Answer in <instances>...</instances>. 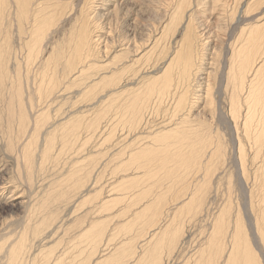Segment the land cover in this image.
<instances>
[{"label":"bare ground","instance_id":"obj_1","mask_svg":"<svg viewBox=\"0 0 264 264\" xmlns=\"http://www.w3.org/2000/svg\"><path fill=\"white\" fill-rule=\"evenodd\" d=\"M81 1H83V3H81ZM86 1L87 0H70L72 4L70 8L71 10L74 9V6L75 8L76 6L79 7V13L77 14L78 18L74 20L75 22L73 21L74 23L71 22V26L67 31L68 35L66 39L62 40L61 43H59V41L57 43V22L63 16L64 8L70 5L68 4V0H49L47 2H42V0H0V130H2V138L0 140V159L2 160L0 162H2V165L0 166V174L2 173V175L6 174V176H8V166H11L9 172L10 174L13 173L10 176L11 181L20 175L26 180V185L21 181L19 183L26 187V191L29 193L28 197L25 198V195L23 196V194L18 191L14 193V195L17 194V196L12 197L13 199L18 200L17 204L23 208H25L27 204L32 203L33 209L28 211L34 210L32 211V217L29 214L30 218H28L24 224L20 225L21 227L17 226L20 228L23 227V231L20 230L22 231L21 234L17 233L20 236L14 240H10L13 239L14 235L8 234L9 236L6 237L7 233H4L6 235L5 238L7 240L9 239V241H4L3 239L5 238H1L4 242L0 241V264H23L25 259L29 262L30 257H32L33 264L38 260L39 261L35 264H76L73 263V259H76L75 257H78L80 254L82 255L83 253L80 252V250L83 248L82 250L84 252V248L87 247L85 245L78 247L79 244H82V242L90 244V242L93 243L96 239L99 242L104 238H102L101 232L103 230L101 229V232L99 230V233L96 228L97 233L95 235L96 231H94V222V225L89 223L84 225L85 223H81L84 222L86 217H89L90 211H98L100 209L101 211L99 210V212L101 213L103 210H110V206L115 203L122 204L121 201L118 200L120 198L121 200H127L128 207L132 208L134 204L133 202H135L136 205V202H139L136 200L144 197V195H142V197H137L136 195L134 198H132L133 195L127 196V191L130 189H132V191L133 189H137L136 191L138 195L140 194L139 192L143 193L146 191L148 197L151 198L148 201L146 200V205L144 204L146 207H142V204L145 202H141L142 209L145 208L143 212L147 211L152 214L158 212V215L165 212L163 219L161 218L163 221L166 219L165 222H167L169 219H172L170 223H174L173 225L177 228L183 229L184 227H189V231L192 220H200L203 223L202 218L205 217L203 210L208 207L203 208L202 204L206 202L205 198H208L211 195V185L215 182L212 179L214 175H217L213 169V159H217L220 155L222 160L223 156L225 157L227 155L226 153L228 150L229 154L227 159H230V164L234 169L235 182L241 197V205L243 206L244 216L247 220V227L251 234L252 247L249 245L250 241L248 242L246 239L248 237H246L244 231L241 230L242 225L244 229L245 223H242L239 217L240 213L238 214V211H236L235 215H231L228 211V206H230V204L225 201L223 206L221 204L222 207L219 209V212L217 214L215 213L216 215L214 216L213 222L207 228L208 232L206 233V236L202 237L201 235V237L204 238L201 239L205 240V243L195 250L197 258H194H196V260L194 261V258H191L192 255L189 262L190 264H200L202 262V256L200 257V255L208 249L209 251L213 250V253L212 256L210 255L211 260L209 259V262H206L203 258L207 264H264V255H262L264 254V0H243L244 3L241 6L240 4L242 2L233 5V1L231 2L230 0H211L210 3L204 6L205 8L200 7L202 6V0L199 1V3L197 0H192L191 3L190 0H177L175 8H171L173 11L171 12L170 10L171 13L169 12L168 21L159 26L160 31H157L158 33L155 34V37L153 36L154 39L152 38V44H150L151 46L147 50H142L144 52L138 54L139 57L135 55L137 58H134V55V57H130L129 55L118 53V56H112L110 59L111 63L109 60V65L105 66L100 65L99 60L91 59V57L95 55L93 47L99 45V39L101 36L103 38V35L100 36V34H96V32L92 31V27H95L94 23L99 19V16L96 15V20L95 16L94 18L92 17L93 15H91V13L94 4H89L93 2L88 3ZM101 4L100 7H102ZM150 6L149 8L152 9V6ZM189 8L190 10L188 11L187 9ZM200 8L203 10H198ZM114 9L116 10L117 7H114ZM108 11L106 13H108ZM204 12L205 14L207 12L208 15H203ZM198 13L202 14V16ZM57 14H59L58 20ZM62 18L60 20L61 22ZM52 19L55 20L54 23H52ZM151 21L149 26H152ZM174 25L176 28L173 27ZM55 26L56 28L52 29ZM172 29L173 32L174 30L180 32V38L178 40L175 39L174 42L176 43L174 45L176 46L174 49L172 46L173 50L169 52V37L173 33H170ZM53 33H56V37L53 36ZM218 41L221 44V58L219 59V67L215 71L217 75V79L215 80L216 84L214 86V82H211L210 79L207 78L208 83L205 88L204 85H201L202 83H200V81L201 79H206V74H208V72H205L207 69H204V67L209 64L207 51L210 50L212 42L216 44ZM165 47L167 48L166 51H164ZM215 48L212 47L211 49L215 50ZM127 51L125 52L127 53ZM122 52L124 51L122 50ZM120 56L121 58L127 57L128 60L135 65L138 62H141L140 60L142 59L146 64V62L152 60L154 56L157 57V61L161 56L166 57V59L160 67L154 58V61L159 66L157 68L158 70L153 71L152 75L143 76V79L141 77V87L133 89L131 87L133 84L131 86L129 85L131 88H127V84L131 83L130 81V83H125L124 81V84H120L126 75L125 69L127 68L128 70L130 67V65H117L118 62L120 63ZM36 61H41V66L36 68L37 70L33 67L36 66ZM88 62H91V67L87 66V70L91 68V70H93L91 72H88L86 69V71L83 70L84 67L87 68L86 65H88ZM103 63L108 64L105 61ZM21 64L22 66L24 65L26 69L33 67L37 71L36 73L34 72L33 75L30 74L32 79H36L33 83L34 85L36 84V86L33 89V86L30 88L29 84L31 83L28 81L26 82L29 87H27L28 89L25 87L27 90L24 89L23 83L21 82L23 78L21 77V72L23 71L19 70ZM135 65L134 67L137 66ZM57 66H59V69H57ZM131 69L132 68H130V70ZM148 70L150 69L147 68L146 71ZM139 71L145 70L141 69ZM29 72L27 70L26 75ZM135 73H138V71ZM128 74L131 75L130 73ZM28 78L29 77H26V80ZM64 78L68 81L72 79L70 81L74 83L78 82V84H76L77 87L80 85V90L77 88L79 91L76 92L82 94L79 93L80 95H75L77 100L80 99L78 97L81 95V97L84 98V100L87 99V101L95 98L96 95H101L95 98L97 99L95 103L98 102V104H101V108L98 106L101 110L96 109V113L97 111L99 113L98 115L94 114L90 109H83V111H85L82 114L80 113L81 115L76 116L75 114H77V111L75 113L72 110L64 111L65 109L63 110L60 108L59 112L61 110H63V112H55L52 116L51 112L55 110L51 111L50 109L53 108V101L58 93L57 89L60 88L59 86H62L61 81H64ZM133 78L131 77V79ZM70 81L68 82L69 85ZM139 82L138 84L141 83ZM68 84L66 83L65 85ZM62 89H59L58 91ZM69 89L64 90L67 91ZM199 90L201 91V94H198ZM103 92H105V94H103ZM60 94L61 93H59V95ZM153 94H155V99L153 98L155 100L154 106L157 108L161 107L166 98L171 97V101L173 100L174 102V104L170 106V112L173 114L170 113L171 122L166 123V125L159 126L158 123L154 126L150 120V110H145L146 104L151 98L149 96ZM197 94L199 97L203 94V99L201 98L202 96L198 98ZM222 98L224 100H222ZM74 99L75 98H73L72 101H76ZM55 102L54 104L57 106V103ZM80 102L77 103L79 104ZM154 106L153 108H156ZM56 111H58V109H56ZM151 111L153 112L154 109ZM178 114L180 115L178 116ZM175 115L178 116V118H176L178 123L175 121L177 124L174 122L172 123ZM103 116L108 117L109 125H112L110 129L108 128L109 134H107V136H105L106 133L103 132L104 137L108 140L116 141L114 136L115 132L118 133V125L119 127L121 126L126 129H124L125 131L123 133H126V135L124 134L125 136L123 135V138L129 139L123 141L125 145H121L122 149L119 153V150L113 151V153L109 152V154L107 151H96V153H92L87 147L84 148L89 138L97 133L98 129L101 131L103 127V124L101 126V123H103L101 122V119ZM49 119L52 120L50 121ZM213 120V124H215L216 128H211ZM217 129L226 132L228 137L227 143L229 144L228 148L226 142L223 144L224 135L219 136ZM106 130L105 128L102 129V131ZM119 131L122 132L123 130L121 129ZM103 133L101 132L102 135ZM123 133H121V135ZM170 137L172 138V148L169 147L170 142H165L166 139H169ZM157 139L160 140L161 143H159ZM190 139L193 140L194 143L187 146ZM112 143L114 142L112 141ZM116 143L117 141L115 144ZM190 143L191 142H189V144ZM185 144H187L186 146L188 149L183 151L181 147ZM63 150H65V154H68L69 158H71V161L69 162L71 166H77V171L79 174L83 175L80 182H77V184H75L76 186L73 185L78 191L72 193L71 191L73 190H71L69 192L70 197H67V199L75 196L77 197L73 207L77 204V201L83 204L92 203L88 208L89 210L87 209V206L84 205L86 207L85 209L88 211H82V213L77 215L74 219H71L73 218V216L71 217V212L76 209V206L74 209L72 206L70 208L68 207L69 205H66L63 207V209L65 208V211H63L61 215L58 214V211L60 212V205L62 204L59 205V197L57 199V194H59L58 187H60H57V179H59L58 177L60 176H57L58 167L56 168V166H58V156L62 154L61 151L63 152ZM75 155H77V157H75ZM112 155L114 156L113 158ZM139 157H143L144 159H139ZM117 159L119 160L116 162ZM48 165L50 167L52 165V169L54 168L55 170L51 174H49L48 171L46 172ZM107 168L110 170L112 176L108 183L104 182L102 187H98L97 182L102 183L103 180H101V177L106 178L107 173H104L105 177L103 176L104 174H102V176L99 174L101 171L103 172L105 169L107 170ZM158 170L165 172L166 175L161 176V173L157 174L156 172ZM77 171L75 168H70L68 171L66 169L64 174L65 176L68 174L71 177ZM190 171H192L191 174ZM62 178V184L60 185L63 186ZM191 178L193 179V182L190 183ZM40 180H44L43 185L41 186L36 184L38 181L40 182ZM71 180L76 182L74 179ZM67 183L72 184L71 181H67L66 183L64 181V184L67 185ZM190 186H194V188H191L192 191L187 193ZM10 189L11 187L1 180L0 200L8 201L7 197L9 198L11 195L9 194L7 197L5 196ZM115 189H117L121 196H119V194L115 195ZM141 189H143V192ZM138 190L140 191L138 192ZM22 191L25 192V188H23ZM80 191H84V194H80ZM170 191L176 193V196H174L176 199L179 198L176 200L177 204H170V201L175 202L174 199L171 198L172 196L169 197ZM59 192L62 196L64 193L67 194L65 189L63 191V187ZM75 192L76 195H73ZM92 192L99 198L94 195V197H92ZM113 192L116 197L111 195ZM208 192H210V195H208ZM133 193L135 194V192ZM182 193H186L185 199L183 197L184 195L182 196ZM69 195L67 194V196ZM172 195L174 194L172 193ZM97 198L98 200L95 201ZM191 198L196 199L195 201L193 199V202L191 201L192 203L189 204L188 200ZM15 200H13V202ZM138 205L139 203L137 206ZM164 205L167 206L164 207ZM187 208L188 213L186 212ZM82 209L84 208L82 207ZM142 209L137 212H134L133 210L132 215L136 216ZM85 213H87L86 217L84 215ZM119 214L122 215L121 213ZM186 214H188V220L185 217ZM184 217L185 223L183 224L181 221L184 222ZM94 218H92L93 221H95ZM233 218L234 220H231ZM31 220H35L33 224L30 222ZM100 220H102V218ZM153 220L157 225V222H155L156 220ZM95 222H97L96 225H99L100 221ZM137 222L135 221V223ZM117 223H119V221ZM65 224H69L67 226L68 229L73 231L74 228L77 229V224L80 225V229L77 230H81V233H77V236H75L74 232H71L72 234L69 233L71 234L70 239L73 237L75 240L68 239L69 242L67 243L70 245L65 249L64 246L61 245V242H64L62 241L64 238L59 239V237H57L59 239L57 240V246L54 244L56 246L55 248H57V253L55 252V249L49 248L48 244L51 242L47 244L49 248L48 250H45L46 247L44 252H41L43 249H41L40 252L39 250L37 252L38 246L45 239L51 238L55 232L57 233L59 228L63 229L64 226L66 227ZM101 224L103 225L104 222ZM127 224L129 225V223ZM150 224H152L151 227L154 229L155 224L152 222ZM229 224H231V227ZM81 225L83 226L81 227ZM122 225L119 226L122 227ZM136 225L138 227L139 223ZM140 225L142 226L141 223ZM125 226L126 225H124V227ZM141 226L139 228H142ZM176 227L173 226V228ZM163 228L166 229L165 226ZM168 229L170 230V228ZM66 230L67 229H65V231ZM139 230L141 231V229H138V231ZM150 230L151 228L149 229V232H151ZM156 230H158V227ZM124 231H126L125 228ZM160 232L162 233L164 231ZM171 232L172 234H170L173 236L172 229ZM115 233L119 232L116 231ZM105 235L110 236L108 232ZM164 235H162V239ZM189 235L190 232H187L185 237H188V239L191 238V235ZM10 236L13 237L10 238ZM182 236V239L186 240L184 235ZM80 237H82L83 240H80ZM144 237L146 238V236ZM131 238L129 237L128 239L134 240ZM136 238L137 237H135V239ZM155 238L156 240H154L157 241L158 237ZM172 238H170V240ZM77 239L81 242L79 241V243ZM151 239L152 238H150V240ZM105 240H107L106 236ZM158 241L159 243L157 244L160 245V239ZM173 241L175 242L176 240ZM164 242L166 241L164 240ZM167 242H169L168 238ZM51 244L50 247H52ZM64 244L65 246L67 245L65 242ZM126 244L127 243L124 242V245ZM173 244H171V246ZM45 245L46 244L44 243V246ZM96 245L92 244L93 247H97ZM168 245H170V243ZM98 246L100 247V244H98ZM137 246L139 245L137 244ZM175 246L176 245H174V247ZM77 247L78 250H76ZM122 247L123 245H120V248L118 249L121 251ZM73 248L75 250H71ZM79 248L81 249L79 250ZM146 250L149 251L148 248ZM154 250L153 252H155ZM95 252L96 251L94 250V253ZM142 252H140V254H142ZM69 253L74 254V256L70 257ZM127 253L129 254L131 252L128 251ZM157 255L158 254H156V256ZM115 256L113 254L114 258ZM108 257L110 258L111 256ZM66 258H71L73 261L71 262V259L66 260ZM78 258L80 259V257ZM259 258L261 260H259ZM110 259L109 263L112 264L113 261H110ZM127 259L129 260V258ZM151 259L153 260L152 257ZM107 260L108 258L105 261L103 259L104 262L101 264H107ZM122 260H124V258ZM125 261L126 258L124 262ZM134 261L131 262L134 264ZM30 262L28 264H30ZM85 263L89 264V260L87 262H79L78 264ZM153 263L156 264L154 261Z\"/></svg>","mask_w":264,"mask_h":264},{"label":"rangeland","instance_id":"obj_2","mask_svg":"<svg viewBox=\"0 0 264 264\" xmlns=\"http://www.w3.org/2000/svg\"><path fill=\"white\" fill-rule=\"evenodd\" d=\"M47 2V1H49V0H42V2ZM66 1V0H65ZM191 1L192 0H190V3H191ZM196 1V0H195ZM199 1H201V0H197V2L199 3ZM210 1L211 0H202L201 2V4H202V6H200L201 8H205L204 6L205 5H207L208 3H210ZM231 2L233 1V5H235V3H240V2H242L241 4H240V6L241 5H243V3H244V1L243 0H230ZM229 1V2H230ZM86 2H93V3H89V4H94V7H93V9H94V11H93V9H92V13H91V15H93L92 17L94 18V16H95V20L97 19V17H96V15L97 16H99L98 18V20H96L95 22L96 23H94V25H95V27L93 26L92 28H93V32H96V34H100V36L101 35H103V38H102V36H101V38L99 39V45H95V47H93L94 48V50H93V52H95V55L94 56H92L91 57V59H96V60H99V61H96V62H99L100 63V65H103V66H105V65H109V60L112 58V56H118L117 54L118 53H123V54H125V55H129L130 57H132L133 55L135 56V55H137L138 57H139V55L138 54H141V52H144L145 50H147L151 45L150 44H152L151 43V41H153V36L155 37L156 35L155 34H157L158 32L157 31H160L159 29H160V25L161 24H165V22L166 21H168L167 19H168V16H169V12H170V10H171V12L173 11V9H171V8H175V4H176V2H177V0H87ZM174 2V3H173ZM228 2V3H229ZM81 3H83V1H81ZM101 4V6L102 7H100V4ZM155 3V4H154ZM68 4H70V5H68L67 7H65L64 8V14H63V18H62V22L60 21L61 20V18H60V20H58L59 19V14H57V20H58V22H57V30H58V32H57V43H58V41H59V43H61V41L62 40H65L66 39V37H67V35H68V29L70 28V24H71V22L72 23H74L75 21V19H77L78 17V13H79V7L78 6H76V8H75V6H74V9L73 10H71L70 8H71V6H72V4H71V2H70V0H68ZM114 4V5H113ZM150 4H151V6H152V9L151 8H149V6H150ZM153 5H155V6H153ZM150 6V7H151ZM114 7H117V9L115 10L114 9ZM153 7H155V8H153ZM98 8V9H97ZM198 9V10H203V9ZM70 9V10H69ZM110 12H109V11ZM113 10V11H112ZM152 10V11H151ZM188 11L190 10V8L189 9H187ZM96 11H98V12H96ZM103 11V12H102ZM108 11V13H106ZM154 11V12H153ZM187 11V12H188ZM114 12V13H113ZM165 12V13H164ZM170 12V13H171ZM68 13V14H67ZM96 13V14H95ZM103 14V15H102ZM199 14V13H198ZM206 14H207V12H206ZM205 14V12L203 13V15H206ZM199 15H201L202 16V14H199ZM208 15V14H207ZM70 16V17H69ZM67 17V18H66ZM69 17V18H68ZM167 17V18H166ZM210 18V17H209ZM107 19V20H106ZM152 21H151V20ZM200 19H203V18H200ZM74 21V22H73ZM98 21V22H97ZM150 21L152 22V26H149V23H150ZM153 21H155V22H153ZM55 22V20L54 19H52V23H54ZM159 22V23H158ZM164 22V23H163ZM103 23V24H102ZM99 24V25H98ZM101 24V25H100ZM103 25V26H102ZM99 26H100V28L102 29H100L99 28ZM154 26V27H153ZM58 27H60V28H58ZM66 27V28H65ZM99 29H98V28ZM151 27H153V28H151ZM174 28H176V26L174 25L173 26ZM56 28V26L55 27H53L52 29H55ZM96 28V29H95ZM155 29V30H154ZM158 29V30H157ZM119 30V31H118ZM179 30H180V28H179ZM153 31H154V34H153ZM176 30H174V32H173V29H172V31L170 32V33H172L173 34V36H172V34H171V36L169 37V42H170V45H169V43H168V45L170 46V48H169V52H171L174 48H175V46L176 45H174L176 42H174L175 41V39L176 40H178L179 38H180V32L179 31H176ZM101 32H102V34H101ZM65 33V34H64ZM67 33V34H66ZM64 34V35H63ZM53 36H55L56 37V33H53ZM175 36V37H174ZM135 37V38H134ZM143 38V39H142ZM149 38V39H148ZM153 38V39H152ZM107 39V40H106ZM128 39V40H127ZM148 39V40H147ZM174 39V40H173ZM54 40V39H53ZM108 40H110V41H108ZM130 40V41H129ZM141 40V41H140ZM145 40V41H144ZM106 41V42H105ZM116 41V42H115ZM103 42V43H102ZM106 44H105V43ZM110 42V43H109ZM139 42V43H138ZM141 42V43H140ZM143 42H145V43H143ZM147 42V43H146ZM171 42H172V45H171ZM124 43V44H123ZM136 44V45H135ZM138 44V45H137ZM140 44V45H139ZM214 43L212 42V44H211V47H210V50H208L207 51V58H208V60H209V64H208V66H205L204 67V69L206 70L205 72L207 73L208 72V74H206V79H201V81H200V83H202L201 85L203 86H205V88H206V84L208 83V79H210V81L211 82H214V86H215V84H216V79H217V75H216V69L219 67V59L221 58V50H220V47H221V44L219 43V41L216 43V44H214ZM129 45V46H128ZM141 45H143V46H141ZM146 45V46H145ZM216 45V46H215ZM106 46V47H105ZM120 46V47H119ZM123 46V47H122ZM172 46H173V49H172ZM216 48H215V47ZM135 47V48H134ZM167 47V46H166ZM165 47V50L164 51H166V48ZM215 48V50H213V49H211V48ZM99 48V49H98ZM145 48V49H144ZM110 52H109V51ZM122 50L124 51V52H122ZM128 50V51H127ZM140 50V51H139ZM142 50H144V51H142ZM217 50V51H216ZM125 51H127V53L125 52ZM134 51H136V52H134ZM104 52H107V53H104ZM109 52V53H108ZM138 52V53H137ZM97 53V54H96ZM214 53V54H213ZM116 54V55H115ZM131 54V55H130ZM111 55V56H110ZM213 55V56H212ZM105 56V57H104ZM133 56V57H134ZM137 56H135L134 58H137ZM120 58H121V56H120ZM154 58H155V61L158 63V65H160V67L163 65V62H164V60L166 59V57H160V59H158V61L156 60V58L157 57H153V61L152 60H150V61H147L146 62V64H145V62L143 61V59L142 60H140L141 62H138L136 65L135 64H133L131 61H129L128 60V58L127 57H122L121 59H120V63L118 62L117 63V65H123V66H125V65H130V67L128 68V70H127V68L125 69V73H126V75H127V77H126V75L124 76V80L122 81V82H120V84H124L123 82L125 81V83L126 82H129L130 84H127L128 86H127V88H138V87H141V85H142V79H143V76H145V75H152V72L153 71H157L158 69V65H157V63L154 61ZM213 60H212V59ZM127 61H126V60ZM106 60H108V61H106ZM123 60V61H122ZM107 62L108 64H106V63H103V62ZM152 61V62H151ZM37 62V64H36V66H33L35 69L36 68H39L40 66H41V61H36ZM102 62V63H101ZM91 62H88V65H86V67L87 66H90L91 67V64H90ZM99 63H97V64H99ZM110 63H111V60H110ZM124 63H126V64H124ZM128 63V64H127ZM130 63H132V64H130ZM140 63V64H139ZM151 63V64H150ZM210 63H211V65H210ZM213 63V64H212ZM143 64V65H142ZM144 64H145V66H144ZM132 65H133V67H134V65L136 66V67H132ZM157 65V66H156ZM213 65V66H212ZM24 66V65H23ZM22 66V64L19 66V70L20 71H23V72H19L20 74H21V77H23L22 78V83H23V86H24V89L25 90H27L28 88L27 87H29V85H30V88L32 87V89L36 86V84L34 85L33 83L35 82V80L36 79H32L31 77V75H33L34 74V72L36 73L37 71V69L35 70L33 67V69L32 68H29V69H26V67L24 66L23 67ZM139 66V67H138ZM141 66V67H140ZM156 66V67H155ZM210 66V67H209ZM23 69H22V68ZM60 67H61V65H60ZM144 67H146V68H144ZM130 68H132L131 70H130ZM147 68L148 69H150V70H148V71H146L147 70ZM57 69H59V66H57ZM87 70L88 69V67L87 68H83V70ZM136 69V70H135ZM145 70V71H139V70ZM28 70V74L26 75V71ZM33 70V71H32ZM85 70V71H86ZM136 72V71H138V73H135L134 71ZM32 71V72H31ZM88 72H91V71H93V70H91V68H89V70H87ZM128 71V72H127ZM132 73H131V72ZM210 71H211V73H210ZM25 72V73H24ZM140 72V73H139ZM204 72V73H205ZM24 73V74H23ZM128 73H130L131 75H129ZM31 74V75H30ZM138 76H137V75ZM140 74V75H139ZM24 75V76H23ZM84 75H85V73H84ZM133 75V76H132ZM134 75H135V77H134ZM86 76V75H85ZM133 78V79H131V77ZM26 77H29L27 80H26ZM127 79H126V78ZM130 77V78H129ZM141 77H142V79H141ZM73 78V77H72ZM139 78V79H138ZM208 78V79H207ZM25 81H24V80ZM65 79V78H64ZM129 79V80H128ZM137 79V80H136ZM31 80V81H30ZM70 80H72V79H70ZM69 80V81H70ZM136 80V81H135ZM203 80V81H202ZM206 80V81H205ZM24 81V82H23ZM26 81H28V82H30L31 84H29L28 85V83L26 82ZM63 81V80H62ZM61 81V83H62V86H59L58 88L59 89H62V90H60V91H58L59 89H57V97L55 96V100L53 101V105H52V107H50V108H52V109H50L51 111L52 110H55V111H52L51 112V114H52V116L55 114V112H59V109L61 108V109H65L64 111H67V110H72L73 112H75L76 113V111H77V114H75L76 116H79V115H81L85 110H87V109H90V111L92 110L93 111V113L94 114H99L98 113V111H97V113H96V109L97 110H101L100 108H101V104H98V102L97 103H95V101H97V99H95L97 96H101V95H96V97L95 98H93V99H91V100H88L87 101V99L86 100H84V98H82L81 96L80 97H78V98H80V99H82V100H80V99H78V100H80V101H78L77 99H76V96L77 95H80V94H82V93H80V92H76V91H79L80 90V85H79V87H77L76 86V84H78V82H76V83H74V82H72V81H70V85L68 84V80H64L63 82ZM66 81V82H65ZM135 81V82H134ZM141 83H140V82ZM210 81H209V83H210ZM26 82V83H25ZM136 82H137V84H136ZM138 82L140 83V84H138ZM206 82V83H205ZM68 84V85H65V84ZM26 84V85H25ZM133 84V85H132ZM63 85H65V86H63ZM129 85L131 86V87H129ZM135 85V86H134ZM139 85V86H138ZM66 86H67V88H66ZM70 86V87H69ZM75 86H76V88H75ZM137 86V87H136ZM201 86V87H202ZM27 89H26V88ZM62 87V88H61ZM29 88V89H30ZM70 88V89H69ZM79 90H78V89ZM204 88V89H205ZM64 89H69V90H64ZM77 89V90H76ZM65 91V92H64ZM59 93H61L60 95H59ZM80 93V94H79ZM64 94V95H63ZM102 94V93H101ZM103 94H105V92H103ZM198 94H201V91L199 90L198 91ZM197 94V95H198ZM76 95V96H75ZM203 95V94H202ZM201 95V96H202ZM64 98H63V97ZM70 96V97H69ZM155 94H153V95H151V96H149V97H151L149 100H148V102H147V104H146V107H145V110H150V112H151V114L149 115L151 118H150V120L152 121L151 123L155 126V124H158L159 126H162V125H166V123H168V122H171V116H170V111H171V107L170 106H172L173 104H174V102H173V100L171 101V97L170 98H166L165 99V101L162 103V105H161V107L160 108H157L156 106H154V102H155ZM200 96V97H201ZM62 97V98H61ZM66 97V98H65ZM199 97V95H198V98H200ZM57 98V99H56ZM60 98H61V100H60ZM73 98H75L74 100H76V101H72V99ZM154 98V99H153ZM202 99H203V96L201 97ZM67 100L66 102L65 101H63V100ZM60 100V101H59ZM193 100H195V99H193ZM222 100H224L223 98H222ZM56 101V102H55ZM60 103H58V102ZM61 101H63V102H61ZM73 102V103H71V102ZM54 102L55 103H57V106H60L62 103V105L60 106V107H57V106H55L56 104H54ZM68 102H69V104H68ZM74 102H75V104H74ZM77 102H80L79 104L77 103ZM89 102V103H88ZM92 102V103H91ZM153 102V103H152ZM107 103H109V102H107ZM152 103V104H151ZM66 104V105H65ZM77 104V105H76ZM168 104V105H167ZM82 105V106H81ZM90 105H91V107H90ZM54 106H55V108H54ZM68 106H70V107H68ZM87 106V107H86ZM100 108H99V107ZM153 106L154 107H156V108H153ZM64 107V108H63ZM95 107V108H94ZM151 108V109H150ZM48 109V110H49ZM56 109H58V111H56ZM78 109V110H77ZM83 109H85L84 111H83ZM152 109H154V111L152 112L151 110ZM63 110H61L62 112H63ZM80 110V111H79ZM95 110V111H94ZM60 111V112H61ZM173 111V110H172ZM54 112V113H53ZM59 112V113H60ZM147 112V111H146ZM81 113V114H80ZM172 114V113H171ZM180 114H181V112H180ZM180 114H178V116L180 115ZM173 115V114H172ZM148 116V117H149ZM175 116H177V115H175ZM174 116V119H173V121H172V123L174 122V123H178V121H176V118H178V116L177 117H175ZM105 120H104V119ZM103 120L101 119V122H103V123H101V126H102V124H103V127H102V129L103 128H105V130L106 131H102V129H101V131L98 129V131H97V133H95V134H93L92 135V137H90L89 138V140H88V142L85 144V146H84V148L85 147H87L88 148V150L90 151V152H95L96 153V151H102V152H105V151H107V153L109 154V152H112L113 153V151H116V150H119L118 151V153L120 152V150L122 149V146L123 145H125L124 143H123V141L125 140V141H127L128 139H126V138H123L125 135H126V133H123L126 129L125 128H123V127H119V125L117 126V128H119V129H117V132L118 133H116L115 132V136H114V139L116 138V141H117V143L115 144V142L116 141H114V140H108L106 137H104V133H106V135L105 136H107V134H109V129H110V127L112 126V125H109V120H108V117H106V116H103ZM107 118V119H106ZM50 121L52 120V119H49ZM108 120V121H107ZM162 121V122H161ZM176 121V122H175ZM180 122V121H179ZM150 123V124H151ZM161 123V124H160ZM176 123V124H177ZM214 123V120H213V122H212V125H211V128L212 127H215V124H213ZM104 125H106V126H104ZM214 125V126H213ZM109 128V129H108ZM216 128V127H215ZM123 130L122 132L121 131H119V130ZM125 129V130H124ZM219 131V132H218ZM101 132L103 133V135L101 134ZM120 132V133H119ZM121 133H123L122 135H121ZM217 133L219 134V136L220 135H224L223 137H224V139H223V144H224V142H226V144H227V148L229 147V144L227 143L228 142V140H227V135H226V132L224 131V130H220V129H217ZM222 133V134H221ZM100 134V135H99ZM125 134V135H124ZM118 137H117V136ZM119 135H121V136H119ZM124 135V136H123ZM133 136V135H132ZM131 136V137H132ZM128 137H130V136H128ZM1 138H2V130H0V140H1ZM104 138H105V140H108V141H105L104 140ZM118 138V139H117ZM171 140H172V138L170 137L169 139H166V143H169L170 144V148H172V142H171ZM110 141V142H109ZM112 141L114 142V143H112ZM157 141L159 142V143H161L160 142V140H158L157 139ZM119 142V143H118ZM155 142V141H154ZM185 142H188V141H185ZM189 142H191L190 144H189ZM189 142L187 143V144H185L184 146H182L181 148H182V150L183 151H186L187 149H188V147L187 146H190V145H192L193 143H194V141L193 140H189ZM102 143V144H101ZM108 144V145H107ZM112 144V145H111ZM118 144V145H117ZM103 145V146H102ZM105 145V146H104ZM110 145V146H109ZM115 145V146H114ZM122 145V146H121ZM187 145V146H186ZM101 146V147H100ZM121 146V147H120ZM199 146V145H198ZM87 148H86V150H87ZM108 150H107V149ZM114 148V149H113ZM118 148H120V149H118ZM184 148V149H183ZM1 149V148H0ZM110 149V150H109ZM112 149V150H111ZM61 157L60 156H58L59 158H58V160H57V164H58V166H56V168L58 167V169H57V176H60V177H58L59 179H57L58 181H57V187L58 186H60L61 187V189H60V187H58V193L59 194H57V199H58V197H59V199H58V204L60 205V204H62V205H60V212L58 211V214H62V212L63 211H65V208L63 209V207H65L66 205H69L68 207H70L71 208V206H72V208H74L75 209V206H76V209L75 210H72V212H71V217L73 216V218H71V219H74L77 215H79V214H81L82 213V211H87V209L90 207V204H92V203H85V204H83V203H79L78 201H77V204H75L74 205V207H73V204H74V202H75V200H76V196L75 197H73V198H68L67 199V197H70V195H69V192L71 191V190H73V191H71L72 193L74 192V191H78V190H76L75 188V184H77V182L79 183L80 182V180L82 179V176L83 175H81V174H79V172L77 171L78 169V167L76 166V167H73V166H71V164L69 163L71 160V158H69V155L67 154H65L66 152H65V150H63V152L61 151ZM75 153V152H74ZM227 155L224 157L223 156V159L221 160V158H220V155L217 157V159L216 158H214L213 159V169L215 170V173H217V175H214L213 176V181H215V182H213L212 183V185H211V193L210 192H208V195H210L208 198H205L206 200V202H204L203 204H202V206H203V208L204 207H208V208H206L205 210H203L204 212V218H202L203 219V223H202V221H200V220H197L196 221V219H194V220H192L191 221V225H190V230H189V232H190V235H191V238H189L188 239V237L186 238L185 236H184V238L187 240H184L185 242H188V244L190 245L189 247H191L190 249H193L192 251H191V258H194V257H196V254L194 253L193 254V251H195L196 249H194L195 247H197V244H204L205 242V240H202V239H204V238H202L203 236H206V233L208 232V230H207V228L209 227V225L213 222V220H214V216L219 212V209L223 206V204H225V201H227L226 203H228V204H230V206H228V211L231 213V215H235V212L236 211H238V214L240 215H238L239 217H240V219H241V221H242V223H245V225H244V229H243V225L241 226V230H243L244 231V233H245V235H246V237H248V238H246L247 239V241L250 243L249 245L252 247V245H251V234H250V231L248 230V227H247V220H246V218H245V216H244V210H243V206L241 205L242 204V201H241V197H240V194H239V192H238V190H237V185H236V182H235V176H234V169H233V166L230 164V159H227L228 158V154H229V150H228V152L226 153ZM0 156H1V153H0ZM75 157H77V155H75ZM114 156L112 155V158H113ZM62 160H61V159ZM111 158V159H112ZM59 159H60V161H59ZM139 159H144L143 157L141 158V157H139ZM73 160V159H72ZM119 159H117L116 160V162L118 161ZM0 161H2L1 159H0ZM60 162H61V164H60ZM65 162V163H64ZM193 162V161H192ZM225 162V163H224ZM227 162V163H226ZM2 162H0V166L2 165L1 164ZM194 163V162H193ZM64 164V165H63ZM8 166V165H7ZM65 166V167H64ZM67 166V167H66ZM9 167V171H8V173H7V175L8 176H6V174H3L2 175V173L0 174V182H1V180H3L4 182H5V184H7L9 187H11V191L9 190L8 192H7V194H6V196L5 197H7V196H9V194L11 195V197L9 196V198L7 197V200L8 201H2V200H0V239L3 237V238H5V236L6 237H8L9 235H14V237L13 236H10V238H12L13 237V239H10V240H14V239H16L18 236H20V235H18V234H21V232L23 231L22 230V228H20L21 226L20 225H22V224H24V222L26 221V220H28V218H30L29 217V214H30V216L32 217V215H33V213H32V211H34V210H31V211H28V210H30V209H33V204L32 203H29V204H27L26 205V207L25 208H23V207H21L19 204H17V202H18V200H15V199H13V197L12 196H17V194L16 195H14V193L15 192H21V194H23V196L25 197V198H27L28 197V195H29V193L26 191V187H24L23 186V184L24 185H26V180L24 179V178H22V176L20 175V176H18L17 178L15 177L14 178V180L13 181H11L10 180V176H11V174H13V173H9L10 172V168H11V166H8ZM50 166L48 165V167L46 168V172L48 171L49 172V174H51V173H53V171H55L54 170V168L52 169V165H51V167L49 168ZM215 167H216V169H215ZM70 168H75L76 169V173H74L71 177L67 174L66 176L68 177H66L65 176V172H66V169H67V171L70 169ZM62 170V171H61ZM65 170V171H64ZM220 170V171H219ZM104 171H106V172H104ZM103 172L101 171V173L99 174L100 176H102V174H106V178H103V177H101V180H103L102 181V183L100 184L99 182H97L98 184V187H102V184L105 182H109V180H110V178H111V173H110V170L107 168V170L105 169ZM193 171V170H192ZM192 171H190V174L192 173ZM251 173H253L252 171H250ZM157 174H159V173H161L160 175L161 176H165L166 175V173L165 172H163V171H160V170H158L157 172H156ZM163 173V174H162ZM78 174V175H77ZM105 174L103 175L104 177H105ZM113 174V173H112ZM3 176V178H2V176ZM61 175H62V177H64V178H62L61 177ZM100 176H99V179H100ZM69 177H70V179H69ZM80 178V179H78V178ZM9 178V179H8ZM61 178H62V181H63V186L62 185H60V184H62V182H61ZM103 178V179H102ZM109 178V179H108ZM16 179V180H15ZM71 179H74L76 182H74L73 180H71ZM60 180V181H59ZM100 180V181H101ZM24 182L23 184H20L19 182ZM64 181H65V183L67 182V181H71L72 182V184L70 183V184H68L67 183V185L66 184H64ZM99 181V180H98ZM7 182V183H6ZM43 182H44V180H40V182L38 181V183H36L37 185H39V186H41V185H43ZM60 182V183H59ZM191 182H193V179L191 178V181H190V183ZM18 183V184H17ZM12 185H13V188H12ZM17 185H18V188H17ZM73 185H75V186H73ZM100 185V186H99ZM15 186V187H14ZM20 186V187H19ZM23 186V187H22ZM71 186V187H70ZM74 188H73V187ZM216 186V187H215ZM22 187V188H21ZM62 187H63V191H64V189H65V191H66V193L69 195V196H67V194H65V197H64V194H63V196L62 195H60V192L59 191H61L62 190ZM214 187V188H213ZM23 188H25V192H23L22 190H23ZM69 190H68V189ZM72 188V189H71ZM95 188V187H94ZM107 188V187H106ZM194 188V186H190V188H189V190H188V192L187 193H189L190 191H192V189ZM216 191V192H215ZM12 192V193H11ZM81 192V193H80ZM79 193L80 194H84V191H80ZM172 193L174 194V195H172ZM210 193V194H209ZM176 193H174L173 191H170V193H169V197H171L172 199H174V201L175 202H173V201H170V204L171 203H176L177 204V199H179V198H175L174 196H176L175 195ZM73 195H76V192L73 194ZM93 194V192H92V197H94V196H97V195H94ZM184 195V196H183ZM206 195H207V193H206ZM72 196V195H71ZM182 196L184 197V199L186 198L185 196H186V193H182ZM98 197V196H97ZM114 197H116V196H114ZM221 197V198H220ZM99 198V197H98ZM97 198V199H98ZM228 198H229V200H228ZM11 199V200H10ZM193 199H194V201H195V199L196 198H191V199H189L188 200V202H189V204H191L192 202H193ZM13 200H15L14 202H13ZM60 200V201H59ZM62 200V201H61ZM27 201H28V199H27ZM65 201V202H64ZM66 201H68V202H66ZM96 201V200H95ZM186 201V200H185ZM192 201V202H191ZM12 202V203H11ZM62 202V203H61ZM71 204H70V203ZM69 203V204H68ZM119 204V203H118ZM174 204H171V205H174ZM207 204H208V206H207ZM221 204H222V206H221ZM237 204V205H236ZM29 205H30V207H29ZM58 205V206H59ZM84 205H86L87 206V209H85L86 207L84 206ZM220 205V206H219ZM112 206V205H111ZM111 206H110V208H111ZM167 206V205H166ZM165 205H164V207H166ZM168 206H170V205H168ZM82 207L84 208V209H82ZM22 208H23V210H22ZM26 208H28V209H26ZM79 209V210H78ZM27 210V211H26ZM106 210V209H105ZM166 210H167V208H166ZM23 211V212H22ZM76 211V212H75ZM80 211V212H79ZM104 211V210H103ZM108 211V210H107ZM135 212V211H134ZM216 213V214H215ZM233 213V214H232ZM64 214V213H63ZM28 215V216H27ZM241 216H242V218H241ZM192 217V216H191ZM236 217V216H235ZM207 218H208V220H207ZM24 219V220H23ZM70 219V220H71ZM230 219V218H229ZM243 219H245V220H243ZM14 220V221H13ZM211 220V221H210ZM231 220H234V218L233 219H231ZM35 220H31L30 222H32V224H33V222H34ZM209 221V222H208ZM207 223H208V225H207ZM231 223V222H230ZM16 224V225H15ZM206 224V225H205ZM232 224V223H231ZM231 224H229V226L231 227ZM16 227H15V226ZM66 225V227L64 226V228L62 229V228H59L58 229V231H57V233L55 232L54 233V235L51 237V238H47V239H45L39 246H38V248H37V252H38V250H39V252H40V250L41 249H43V250H41V252H44V249L45 250H48L49 248H53V249H55V252H56V249L57 248H55L56 246H57V240H59L60 238H64L62 241H64L67 245L65 246V244H64V242H61L62 244L61 245H63L64 246V248L66 249L70 244L69 243H67V242H69L68 241V239H70V235L72 234L71 232H74L75 233V228H74V231L73 230H70V229H68V225L69 224H65ZM5 226V227H4ZM13 226V227H12ZM17 226H20V227H17ZM24 226V225H23ZM3 227V228H2ZM246 227V228H245ZM11 229V230H10ZM65 229H67L66 231H65ZM247 229V230H246ZM20 230H22V231H20ZM62 230H64V231H62ZM9 231V232H8ZM15 231V232H14ZM4 233H7L6 235L4 234ZM12 233V234H11ZM18 233V234H17ZM69 233H71V234H69ZM199 233H201V234H199ZM247 233V234H246ZM9 234V235H8ZM57 234V235H56ZM204 234V235H203ZM189 235V236H190ZM201 235H202V237H201ZM16 236V237H15ZM57 237H59V239L57 238ZM31 238V237H30ZM202 238V239H201ZM50 239H51V241H50ZM53 239H54V241H53ZM66 239V240H65ZM4 241L5 240H7L6 238L5 239H3ZM2 239L0 240V241H2V242H4ZM7 241H9V239L7 240ZM49 242H51L50 244H51V246L52 247H50V244H48ZM53 242H55V243H53ZM192 242V243H191ZM44 243L46 244L45 246H44ZM0 244H1V242H0ZM49 245V248H48V245ZM54 244H56V246L54 245ZM60 245V246H61ZM43 246H44V248H43ZM193 246H195V247H193ZM40 248V249H39ZM57 253V252H56ZM210 253V254H209ZM212 253H213V250H206V252H204V253H202V254H204V255H200V257L202 256V262L204 261V259H205V261L207 262L209 259L211 260V256H212ZM207 254V255H206ZM207 257H206V256ZM211 255V256H210ZM204 258V259H203ZM25 259V258H24ZM194 259H196V258H194ZM259 260H261L260 258H259ZM26 261H27V263H26ZM31 261V262H30ZM39 261V260H38ZM38 261H36V262H34V264L35 263H37ZM88 260H86V262H87ZM205 261L202 263H200V264H207V263H205ZM29 262H30V264L32 263V257H30V260H29ZM28 262V260L27 259H25V261L23 262V264H28L29 263ZM90 262V261H89ZM209 262V261H208ZM33 264V263H32Z\"/></svg>","mask_w":264,"mask_h":264},{"label":"crops","instance_id":"obj_3","mask_svg":"<svg viewBox=\"0 0 264 264\" xmlns=\"http://www.w3.org/2000/svg\"><path fill=\"white\" fill-rule=\"evenodd\" d=\"M137 189H133V191H132V189H130L129 191H127L128 193H127V196L128 195H133V197L132 198H134V197H136V195H137V197L139 196V197H142V195H144V197H142V198H140V199H137L136 201H139V202H136V205H135V202H133L134 204H133V206H132V208L131 207H128L129 205H127L128 204V201L127 200H121V198L120 199H118L119 201H121V203L122 204H113L112 205V207H111V209L110 210H108V211H102L101 213L99 212V210L98 211H90L89 213H90V215H89V217L87 218L86 216H87V213H85L84 215H85V220H84V222H82L81 224H83V223H85L84 225H86V224H93V222H94V224H95V230L94 231H96V228H97V231L99 232V230L101 229V230H103L102 232H101V230H100V232H101V235H102V240L101 241H99L98 242V240L96 239L93 243H91L90 242V244L88 245L87 244V242L85 243V242H82V244H79L78 245V247H81V246H87V247H85L84 248V252H83V248L81 249V248H79V250H80V252H82L83 254L80 256H78V257H80V259L78 258V257H75L76 259H71V258H69V259H67L66 258V260H70L71 259V262L73 261V263H76V264H78L79 262H86V260H89L90 262H89V264H101L102 262H104L107 258H108V262H107V264H111V263H109V259L111 258V257H113V254H114V256H115V258L113 257V258H111L110 259V261L112 260L113 262H112V264H133L132 262L134 261V264H138L140 261V263L139 264H145L146 262V264H154L153 263V261L156 263V264H190V262H189V259H190V257H191V251L193 250V249H190L191 247H189L190 245L187 243V242H185L183 239H182V235H184L185 236V234L187 233V232H189L188 231V228L189 227H184L183 229L182 228H177L175 225H173L172 223H170L171 221H172V219L169 221H167V222H165L166 221V219L163 221L162 219H163V216H164V214H165V212H162L163 213V215H162V213L160 214V215H158L159 213L157 212V213H154V214H152L151 212H147V211H144L143 212V210H145V208H143L142 209V207H146V206H144V204L146 205V202L148 201V200H150L151 198H149L148 197V193L145 191V192H143V189H141L142 190V192L143 193H141V192H139L140 190H138V192L140 193L139 195H138V193H137V191H136ZM116 194H115V193ZM114 192H113V194H111L112 196H115V195H118L119 194V192L117 191V189H115L114 190ZM133 192H135V194L133 193ZM105 193V192H104ZM130 193H133V194H130ZM147 193V194H146ZM115 194V195H114ZM124 195V194H123ZM122 195V196H123ZM119 196H121V194H119ZM147 196V197H146ZM148 198V199H147ZM107 199V198H106ZM109 199V198H108ZM95 200H98V199H95ZM147 200V201H146ZM143 202H145V203H142ZM125 203H126V205H125ZM130 203V202H129ZM139 203V205L137 206V204ZM141 204H142V207H141ZM98 205V204H97ZM115 207V208H114ZM126 207V208H125ZM141 207V208H140ZM128 208V209H127ZM135 208V209H134ZM125 209H127V210H125ZM140 209H142L141 210V212H138V214L136 215V216H133L132 215V213H133V210L135 211V212H137L138 210H140ZM89 210V209H88ZM87 210V211H88ZM116 210V211H115ZM187 210H188V208L186 209V212H187ZM101 211V210H100ZM118 211V212H117ZM126 213H125V212ZM91 212H92V216H91ZM116 212V213H115ZM170 212V211H169ZM96 214V216H95V214ZM97 213H98V216H97ZM119 213H121L122 215H120ZM146 213V214H145ZM148 213V214H147ZM188 213V212H187ZM102 214V215H101ZM111 214H112V216H111ZM118 214H119V216H118ZM142 214V215H141ZM93 215H94V217H97V218H94L93 217ZM101 215V216H100ZM140 215V216H139ZM144 215H147V216H144ZM150 215V216H149ZM153 215V216H152ZM114 216V217H113ZM139 216V217H138ZM155 216V217H154ZM159 216V217H158ZM101 219L102 218V220H100L99 218ZM105 217H106V219H105ZM110 217L111 219H112V221H111V219L109 218V220H108V218ZM127 217V218H126ZM142 217V218H141ZM147 217V218H146ZM150 217V218H149ZM172 217V216H171ZM170 217V218H171ZM185 217H186V219L188 218V214H186L185 215ZM185 217H184V222L183 221H181L183 224L185 223ZM92 218H94V220L95 221H100L99 222V225L97 224L96 225V223L97 222H95V221H93V219H92V221H91V219ZM129 218V219H128ZM130 218H132V219H130ZM144 218V219H143ZM152 218V219H151ZM162 218V219H161ZM153 219H155L156 221L155 222H157V225L153 222L154 220ZM159 219V220H158ZM161 219V220H160ZM88 220H89V222H88ZM104 220V221H103ZM106 220V221H105ZM115 220V221H114ZM121 220V221H120ZM131 220V221H130ZM138 220H140V221H138ZM188 220V219H187ZM119 221V223H117ZM135 221L137 222V223H139V225H138V227H137V223H135ZM142 221V222H141ZM147 221V222H146ZM164 223H163V222ZM91 222V223H90ZM104 222V224H106V225H102L101 223H103ZM106 222V223H105ZM107 222H108V224H107ZM110 222V223H109ZM114 222H116V223H114ZM124 222V223H123ZM133 222V223H132ZM152 222L153 224H155V226H154V229H153V227H151L152 226V224H150V223ZM121 223V224H120ZM127 223H129V225L127 224ZM131 223V224H130ZM140 223L142 224V226L140 225ZM144 223V224H143ZM146 223V224H145ZM93 224V225H94ZM115 224H117V225H115ZM123 224V225H122ZM160 224V225H159ZM166 224V225H165ZM168 224V225H167ZM186 224H187V222H186ZM112 225V226H111ZM114 225V226H113ZM122 225V227H120V226ZM124 225H126L125 227H124ZM129 227H128V226ZM148 225V226H147ZM163 225V226H162ZM171 225V226H170ZM83 225H81V227H82ZM97 226V227H96ZM100 226H102V227H100ZM104 226V227H103ZM117 226V227H116ZM118 226H119V228H118ZM142 227V228H139V227ZM144 226V227H143ZM147 226V227H146ZM166 227V229L165 228H163V227ZM173 226L174 227H176V228H173ZM80 227V225H78L77 224V229H80L79 228ZM126 227H127V229H126ZM132 227V228H131ZM151 228V232H149V229ZM157 227H158V230H156L157 229ZM172 227V228H171ZM107 228V229H106ZM124 228H125V230L126 231H124ZM136 228V229H135ZM141 229V231L139 232L138 231V229ZM159 228H160V230H159ZM168 228H170V230L168 229ZM187 228V229H186ZM76 229V230H77ZM112 229V230H111ZM130 229V230H129ZM148 229V230H147ZM162 229V230H161ZM164 229V230H163ZM171 229H172V231H173V236L171 235L172 234V232H171ZM176 229H178V230H176ZM75 230V236H77L76 234L78 233H81V230H77L76 231ZM108 232V234H110V236H107V235H105L107 232ZM118 230H120V231H118ZM127 230H129V231H127ZM134 230H135V232H134ZM146 231V233H145V231ZM153 230H154V232H153ZM167 230V231H166ZM169 230V231H168ZM186 230V231H185ZM80 231V232H79ZM97 231L95 232V235H96V233H97ZM105 231V232H104ZM114 231V232H113ZM119 232V233H115V232ZM137 231H138V233H137ZM156 231H157V233H156ZM160 231H164V232H160L162 235H164L163 236V239H162V235L159 233ZM181 231V232H180ZM99 232V233H100ZM112 232H113V235H112ZM129 232V233H128ZM168 232V233H167ZM177 232H179V233H177ZM184 232V233H183ZM104 235H103V234ZM115 233V234H114ZM132 233H134V234H132ZM141 233H142V235H143V233H144V235L142 236L141 235ZM154 233V234H153ZM171 233V234H170ZM177 233V234H176ZM119 234V235H118ZM138 234V235H137ZM146 234V235H145ZM148 234V235H147ZM155 234H157V235H155ZM101 235H100V237H101ZM112 235V236H111ZM132 236V238L134 239V240H130V239H128L129 237L131 238V236ZM136 235V236H135ZM151 235V236H150ZM159 235V236H158ZM175 235V236H174ZM180 237H179V236ZM105 236H106V239L107 240H105ZM144 236H146V238L144 237ZM161 236V237H160ZM112 237V238H111ZM135 237H137L136 239H135ZM142 237H144V238H142ZM149 237V238H148ZM155 237H158L157 238V241H155L156 240V238ZM173 237V238H172ZM177 237V238H176ZM76 238V237H75ZM123 238V239H122ZM126 238H127V240H126ZM131 238V239H132ZM139 238V239H138ZM142 238V239H141ZM150 238H152L151 240H150ZM167 238H168V241L169 242H167ZM170 238H172L171 240H170ZM80 240H83L82 239V237H80L79 238ZM79 239H77L78 240V242L80 241ZM110 239V240H109ZM119 239V240H118ZM155 239V240H154ZM160 239V245L159 244H157V243H159V240ZM179 239V240H178ZM70 240H75L73 237H71V239ZM136 240V241H135ZM145 240V241H144ZM148 240H150V241H148ZM155 242H154V241ZM164 240L166 241V242H164ZM173 240H176L175 242H177V241H179V242H177V243H175ZM183 240V241H182ZM104 241H106V242H104ZM122 241V242H121ZM125 243H127L126 245H124V242ZM127 241H131L130 243L129 242H127ZM141 241H143V242H141ZM174 242V244H173V242ZM81 242V241H80ZM79 242V243H80ZM109 244H108V243ZM148 242V243H147ZM185 242V243H184ZM104 243V244H103ZM114 243V244H113ZM129 243V244H128ZM135 243H137L139 246H137V244H134ZM151 243H153V244H151ZM164 243V244H163ZM170 243V245H168ZM183 243V244H182ZM92 244L93 245H96L97 247H93L92 246ZM98 244H100V247L98 246ZM107 244V245H106ZM117 244H118V246H117ZM155 244V245H154ZM162 244V245H161ZM171 244H173L172 246H171ZM203 244V243H202ZM202 244H197V247H195V246H193V247H195L194 249H196L197 250V248H199V247H201V245ZM120 245L122 246L123 245V247H122V250L120 251V249H118V248H120ZM131 245V246H130ZM144 245H147V246H144ZM155 247H154V246ZM174 245H176L175 247H174ZM114 246V247H113ZM142 246V247H141ZM167 246H168V248H167ZM78 247L76 248V250H78ZM106 249H105V248ZM130 247V248H129ZM133 247V248H132ZM148 248V250L149 251H147L146 249ZM152 247H154V248H152ZM161 247H163V248H161ZM164 247H166V248H164ZM184 247V248H183ZM88 248V249H87ZM95 248V249H94ZM97 248V249H96ZM137 248V249H136ZM144 250H146V251H144ZM159 248V249H158ZM171 248V249H170ZM173 248V249H172ZM176 248H178V249H176ZM96 251L95 253H94V250ZM103 249V250H102ZM105 249V250H104ZM112 249H114V250H112ZM155 249V250H154ZM71 250H75L74 248L73 249H71ZM86 250V251H85ZM93 250V251H92ZM99 250V251H98ZM132 250V251H131ZM153 250L155 251V252H153ZM157 250V251H156ZM105 251V252H104ZM128 251H130L131 253H127ZM144 253H143V252ZM150 251H151V253H150ZM104 252V253H103ZM117 252V253H116ZM133 252V253H132ZM140 252H142V254H140ZM147 252V253H146ZM179 252V253H178ZM194 253L196 252V251H193ZM110 253V254H109ZM113 253V254H112ZM150 253V254H149ZM153 253H154V255H153ZM168 253V254H167ZM187 253V254H186ZM90 254V255H89ZM102 254V255H101ZM125 254V255H124ZM127 254V255H126ZM145 254V255H144ZM149 254V255H148ZM156 254H158L157 256H156ZM167 254V255H166ZM178 254V255H177ZM198 254V253H197ZM69 255H70V257L72 256H74V254H72V253H69ZM68 255V256H69ZM76 255H77V253H76ZM88 255V256H87ZM139 255V256H138ZM183 255V256H182ZM188 255V256H187ZM199 255V254H198ZM95 256V257H94ZM104 256V257H103ZM108 256H111L110 258L108 257ZM168 256H170V257H168ZM90 259H89V258ZM107 257V258H106ZM135 257V258H134ZM136 257H137V259H136ZM141 257V258H140ZM151 257L153 258V260L151 259ZM88 258V259H87ZM124 258V260H125V258H126V261L124 262V260H122ZM127 258H129V260L127 259ZM130 258H131V260H130ZM148 260H147V259ZM157 258V259H156ZM196 258H197V255H196ZM103 259H104V261H103ZM115 259V260H114ZM132 259H134V260H132ZM149 259H151V260H149ZM155 259H156V261H155ZM165 259H166V262H165ZM172 259V260H171ZM95 260H97V261H95ZM144 260V261H143ZM179 260V261H178ZM196 259H194V261H195ZM77 261V262H76ZM122 261V262H121ZM132 261V262H131ZM137 261V262H136ZM139 261V262H138ZM148 261H150V262H148ZM187 261V262H186ZM124 262V263H123ZM127 262V263H126ZM86 264V263H85ZM103 264H106V263H103Z\"/></svg>","mask_w":264,"mask_h":264},{"label":"snow or ice","instance_id":"obj_4","mask_svg":"<svg viewBox=\"0 0 264 264\" xmlns=\"http://www.w3.org/2000/svg\"><path fill=\"white\" fill-rule=\"evenodd\" d=\"M262 255H264V254H262Z\"/></svg>","mask_w":264,"mask_h":264}]
</instances>
